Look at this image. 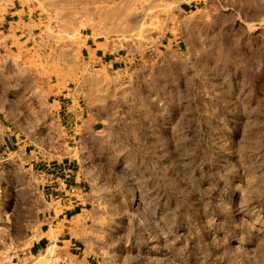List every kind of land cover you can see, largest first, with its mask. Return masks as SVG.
<instances>
[{"label":"rangeland","instance_id":"1","mask_svg":"<svg viewBox=\"0 0 264 264\" xmlns=\"http://www.w3.org/2000/svg\"><path fill=\"white\" fill-rule=\"evenodd\" d=\"M0 264H264V0H0Z\"/></svg>","mask_w":264,"mask_h":264},{"label":"crops","instance_id":"2","mask_svg":"<svg viewBox=\"0 0 264 264\" xmlns=\"http://www.w3.org/2000/svg\"><path fill=\"white\" fill-rule=\"evenodd\" d=\"M64 195H67V193ZM52 203H54L56 205V207L54 206V209L61 211V213L65 211V213L62 214L63 218H66V216L68 214L70 215V218L77 216L80 213V211L82 210L81 208H79V213H77L76 207H77L78 203L72 204L74 202L68 198L63 199V197H61L60 199L55 200V202H52ZM71 213H73V214H71ZM49 218L51 219V224H48L47 228H45L44 231L41 229V232L43 234L40 235L38 239H36L32 242V244L29 248L30 249L29 252L31 254L32 253H38L40 250H43L46 246H48V244H50L52 242L50 239V230H51L50 227L54 226L58 223L55 221V214L54 215L49 214ZM60 220H62V219H60ZM56 241L58 243L63 242V240H61L59 238Z\"/></svg>","mask_w":264,"mask_h":264}]
</instances>
